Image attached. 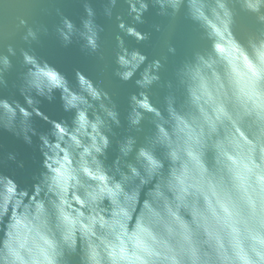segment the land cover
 I'll list each match as a JSON object with an SVG mask.
<instances>
[{
    "label": "clouds",
    "instance_id": "clouds-1",
    "mask_svg": "<svg viewBox=\"0 0 264 264\" xmlns=\"http://www.w3.org/2000/svg\"><path fill=\"white\" fill-rule=\"evenodd\" d=\"M56 3L0 0V89L16 58L23 101L0 97V130L39 153L30 184L0 171V264H264V0H123L112 74L136 89L126 126L101 82L79 69L71 82L33 47L50 34L37 13ZM80 3L79 26L54 8L51 34L103 61L104 29L91 0ZM117 3L104 0L108 19ZM150 7L171 21L183 14L206 41L167 80L173 44L151 60L126 44L149 40L138 25ZM242 14L252 20L243 33ZM57 92L69 119L41 110ZM17 156L0 155V166L24 169Z\"/></svg>",
    "mask_w": 264,
    "mask_h": 264
},
{
    "label": "water",
    "instance_id": "water-1",
    "mask_svg": "<svg viewBox=\"0 0 264 264\" xmlns=\"http://www.w3.org/2000/svg\"><path fill=\"white\" fill-rule=\"evenodd\" d=\"M91 3L96 11V23L101 25L104 29V31L100 33L102 50L105 57L103 61H101L96 55H86L83 53L77 42H73V44L66 48L62 47L55 36L51 34L52 26L58 20L54 11L55 7H59L64 15L68 16L79 26L80 17L84 15L80 0H57L51 15L37 13L36 19L49 26L50 34L47 37L41 38L40 46L34 45L33 47L36 48V52L40 57L47 60L50 64L65 74L71 82H74V71L76 69L81 70L86 76L94 81L101 82L102 86L111 93L113 100L117 103L118 109L121 113L122 123L126 126L124 117L128 109V96L131 92L136 91V89L131 81L128 83L121 82L112 74L113 68L115 67L113 63L112 48L115 45L114 37L118 31L115 16L120 14L127 19V5L123 3V0H118L116 7L113 9V18L108 19L103 14L104 0H91ZM144 21L143 24L138 25V30L150 33L149 40L137 43L133 38L126 37V44L130 48H139L142 53L148 56L149 60L158 57L162 52H166V48L164 47L165 40H168L173 44L177 51L175 55L169 54L165 68L161 72L163 80L171 78L176 65L190 53L192 48L206 46V41L201 38L197 27L188 21L183 14L178 16L175 21H171L167 17L156 15V9L150 7L149 11L144 14ZM7 23L10 24V21ZM154 24H160L162 30L160 32L155 31L152 27ZM251 26V18L243 14L238 18V27L241 33ZM15 41L19 44V37H16ZM20 71H22V69L17 59L13 58V69L6 77L8 80V87L0 89V97L23 102L17 89L12 87L13 83L17 81ZM161 95L162 90L154 86V99ZM56 97V100L51 103L46 100L43 101L41 104V110L45 115L49 116L50 119H69L71 114L63 112L60 106L58 92L56 93ZM34 124L38 131H47L49 128V124L40 118H34ZM149 128L150 125L146 121L144 123L145 132H147ZM116 131L119 133L122 129H117ZM8 152L18 153L17 159L25 162V168L18 169L14 164H10L9 166H0V171L6 173L15 171L16 178L22 185L30 184L31 175L38 167L37 162L39 160V153L33 147L25 145L23 141L18 140L10 133L0 130V155H6ZM113 154L114 153L110 150V159Z\"/></svg>",
    "mask_w": 264,
    "mask_h": 264
}]
</instances>
